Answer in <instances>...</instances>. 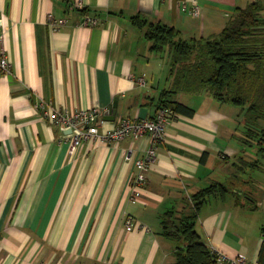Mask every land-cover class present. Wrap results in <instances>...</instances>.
<instances>
[{
  "label": "crops",
  "instance_id": "0c3cea01",
  "mask_svg": "<svg viewBox=\"0 0 264 264\" xmlns=\"http://www.w3.org/2000/svg\"><path fill=\"white\" fill-rule=\"evenodd\" d=\"M190 1L0 0V51L11 65L0 77V264H173L176 244L162 235L161 216L193 211L190 197L213 184L231 191L199 206L203 242L264 264V156L231 130L235 117L244 128L237 107L199 110L190 107L192 95L178 100L194 114H176L165 127L136 202L135 163L150 147L148 137L117 145L90 137L69 155L68 142L37 108L97 110L100 135L119 118L154 117L169 87L167 52H152L132 19L173 27L184 40L207 39L237 8L264 5L196 0L194 18L179 8ZM50 15L65 26L51 31ZM84 15L98 25L79 26ZM127 216L136 223L131 230Z\"/></svg>",
  "mask_w": 264,
  "mask_h": 264
},
{
  "label": "trees",
  "instance_id": "16d2710c",
  "mask_svg": "<svg viewBox=\"0 0 264 264\" xmlns=\"http://www.w3.org/2000/svg\"><path fill=\"white\" fill-rule=\"evenodd\" d=\"M132 22L152 52H167L169 87L162 91L158 108L191 117L194 110L176 96L209 94L240 109L245 130L241 142L264 156V5L251 2L237 8L222 31L207 39L184 40L175 28L140 17ZM230 191L213 184L190 197L193 211L162 214V235L176 244L173 264H216L214 252L197 232L196 212L210 196ZM260 258L262 262L264 246Z\"/></svg>",
  "mask_w": 264,
  "mask_h": 264
},
{
  "label": "built area",
  "instance_id": "2783aa9c",
  "mask_svg": "<svg viewBox=\"0 0 264 264\" xmlns=\"http://www.w3.org/2000/svg\"><path fill=\"white\" fill-rule=\"evenodd\" d=\"M217 2L219 0H210ZM81 7L80 2L77 4ZM182 12L194 18L200 17V8L196 0L190 2H182L179 5ZM99 23L98 19L89 15H84L79 20L78 25L81 27H95ZM66 24L64 19H55L50 15L48 26L51 31L56 32L62 29ZM11 73V65L8 62L6 54L0 51V77L7 76ZM140 83H144L143 78ZM37 108L43 110V116L55 126L61 133V140L68 142L69 155H72L82 142L90 137H95L109 144L117 145V143L128 136L135 139L146 136L150 139V147L144 156L135 163L136 174L134 176L130 199L132 202L138 201L142 197L143 189L147 183V174L151 166L156 161L157 144L164 140L165 127L176 116L169 109L162 108L152 118L131 119L119 118L117 124L107 131L105 134L98 133L99 114L97 110L79 111L71 113L65 109H56L48 105L38 104ZM125 226L128 230L136 227V223L131 216L125 219ZM216 256V264H260L258 261L248 262L244 257L238 255L229 258L225 254L213 251ZM45 264V263H40Z\"/></svg>",
  "mask_w": 264,
  "mask_h": 264
},
{
  "label": "rangeland",
  "instance_id": "374dc122",
  "mask_svg": "<svg viewBox=\"0 0 264 264\" xmlns=\"http://www.w3.org/2000/svg\"><path fill=\"white\" fill-rule=\"evenodd\" d=\"M198 95H200V94L192 95L194 102L192 101L190 103V107L193 108V106H194V108L199 109V110L202 108L218 109L219 107H226V108L232 110L235 107V106L228 104V103H219L217 101L215 102V100H213V98L209 94H204V96L203 95L198 96ZM188 96H190V95H185V94L179 95L177 97V100H181L182 102H185V100L187 99L185 97H188ZM211 102H213V104H210ZM201 104L203 105L202 108H200ZM239 111H240V109L238 108V112ZM240 113H241V111H240ZM235 118L237 121H235L234 118L232 119L233 125H231V130L234 131V129H235L237 131V133H240V132L244 133L245 132L244 128L242 127V125H241V128L238 127L240 125V123H238L237 117H235ZM241 118H242V115H241ZM245 147H247V146H245ZM243 149L246 150L247 152H249V150H247V148H243ZM261 157H262V155H261Z\"/></svg>",
  "mask_w": 264,
  "mask_h": 264
},
{
  "label": "water",
  "instance_id": "95a60500",
  "mask_svg": "<svg viewBox=\"0 0 264 264\" xmlns=\"http://www.w3.org/2000/svg\"><path fill=\"white\" fill-rule=\"evenodd\" d=\"M112 112V115L114 116L116 113V102H114L113 106L110 108L109 113Z\"/></svg>",
  "mask_w": 264,
  "mask_h": 264
}]
</instances>
